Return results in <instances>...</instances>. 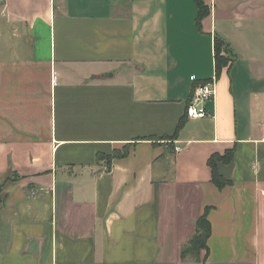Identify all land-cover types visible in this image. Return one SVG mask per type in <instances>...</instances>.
Here are the masks:
<instances>
[{"label":"crops","instance_id":"0c3cea01","mask_svg":"<svg viewBox=\"0 0 264 264\" xmlns=\"http://www.w3.org/2000/svg\"><path fill=\"white\" fill-rule=\"evenodd\" d=\"M203 3L0 0V264H264V0Z\"/></svg>","mask_w":264,"mask_h":264},{"label":"trees","instance_id":"16d2710c","mask_svg":"<svg viewBox=\"0 0 264 264\" xmlns=\"http://www.w3.org/2000/svg\"><path fill=\"white\" fill-rule=\"evenodd\" d=\"M197 5V17L196 22L197 24L200 23V19L204 17L207 14V7L203 3V0H195ZM225 45L223 40L220 38H215L214 40V62H215V73L216 75H220L221 70L223 67L227 66L229 64L230 58L227 56V54H224V52L221 50L222 46ZM185 116V114H184ZM186 117V116H185ZM184 123L183 118H180L175 132L179 130V128ZM172 136V137H173ZM127 150L126 148L122 151V153H114L112 156L121 157L126 154ZM234 154V150H226L223 154H211L208 158L207 164L211 168V181L212 183L218 187L222 188L225 185H228L231 183V180H228L223 177L221 173L217 170V162H225L228 163L232 160ZM108 159H111L110 157ZM208 207H206L201 215L197 218L195 221V233L194 235L188 240V242L182 247L181 249V259L183 260H192V261H200V250L202 248H207V239L210 235V223L207 219V212Z\"/></svg>","mask_w":264,"mask_h":264},{"label":"built area","instance_id":"2783aa9c","mask_svg":"<svg viewBox=\"0 0 264 264\" xmlns=\"http://www.w3.org/2000/svg\"><path fill=\"white\" fill-rule=\"evenodd\" d=\"M54 81V80H53ZM216 76H212L208 80L197 84L193 90L192 95L185 105L184 114L189 119L203 118L207 116L213 117L207 109L209 102L214 101L216 96ZM178 150L179 148H175Z\"/></svg>","mask_w":264,"mask_h":264},{"label":"rangeland","instance_id":"374dc122","mask_svg":"<svg viewBox=\"0 0 264 264\" xmlns=\"http://www.w3.org/2000/svg\"><path fill=\"white\" fill-rule=\"evenodd\" d=\"M221 50H222L224 53H226V51H227V46L223 45ZM203 251H204V248H202V249L200 250V256H201V252H203Z\"/></svg>","mask_w":264,"mask_h":264}]
</instances>
